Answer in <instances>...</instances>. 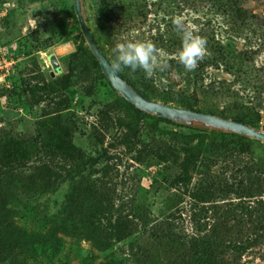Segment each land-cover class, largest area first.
<instances>
[{
	"label": "rangeland",
	"instance_id": "1",
	"mask_svg": "<svg viewBox=\"0 0 264 264\" xmlns=\"http://www.w3.org/2000/svg\"><path fill=\"white\" fill-rule=\"evenodd\" d=\"M80 1L114 67L116 43L152 42L158 34L171 40L179 17L236 68L243 63L240 76L222 65L199 68L208 56L224 59L205 45L194 68L204 85L234 82L235 90L253 94L263 84L264 0L241 1L257 16L241 30L225 24L219 0H146L151 14L133 23V38L107 23L105 8H120L119 0ZM65 46L71 49L57 57L56 72L51 58ZM181 46H156L167 64L156 70L157 92L178 102L154 101L205 111L213 103L188 77L194 69L179 63ZM261 100L251 127L264 131ZM126 102L89 49L74 0H0V264H151L134 256L140 242L133 236L144 233L147 220L212 245L217 233L226 243L258 233L237 264H264V143L160 121ZM118 221L129 224L120 228ZM117 232L132 235L107 243Z\"/></svg>",
	"mask_w": 264,
	"mask_h": 264
},
{
	"label": "trees",
	"instance_id": "2",
	"mask_svg": "<svg viewBox=\"0 0 264 264\" xmlns=\"http://www.w3.org/2000/svg\"><path fill=\"white\" fill-rule=\"evenodd\" d=\"M145 1L146 0H119V4H122L120 8L115 9L111 8V6L110 8L108 6L105 8L107 23L111 29L115 30L117 33L116 35L123 36L126 33L127 36H130L131 38L134 37L133 33L129 31L133 23L138 24L145 21L149 19V15L151 14L148 11L150 5L146 4ZM185 1L186 0H183V2ZM241 1L242 0H219L221 7L224 8H222L223 10H217V13L224 16L225 24L232 25V27H235V29L238 30L250 25L257 17L256 15L251 14L248 10L242 9V7H240ZM163 13L168 15L170 14V11L166 8ZM200 38L204 39L203 34H200ZM152 43L155 47L157 45L165 47L168 44L169 46L175 47L182 45V38L180 32L179 34L177 32L174 33L171 40L168 38L167 41L164 38V35L158 34V37H156ZM205 45L210 46L209 52L213 51V53L224 57V59L220 57L221 60H218L208 56L201 60L199 68H216L222 65L225 67V70L233 76L244 74L241 69L243 63H240L241 66L236 68V65L231 64L226 58L227 54L220 52V50H218L220 48H217L215 44L206 42ZM251 60L252 59H249L248 61ZM240 61L242 62L246 60L245 58H242ZM178 67L179 65L175 68ZM122 70L128 77H126L121 70L117 69L120 76L130 83L143 97L150 100H161V102L164 103L178 102L174 97L166 94H158L157 83L161 81V72L154 71L153 76L146 79L142 71L132 72L126 68ZM188 77L192 78L195 87L199 88V91L203 93V96L213 103L210 108L208 107V109L202 112L242 122L250 126L256 125L253 118H255L260 112L261 99L264 97V81L260 86L259 91L250 94V92L240 93L235 90L233 88L234 82L229 83L220 81L204 85L201 81L202 77L196 69H194L191 74H188ZM255 82H258V80L253 81V83ZM126 103L139 114H144L140 110L135 109L128 102ZM184 103L186 108L194 110L190 103ZM157 119L160 121H166L161 118ZM230 136L233 138H243L236 134H230ZM206 154L209 157H212L211 152L207 153L206 151ZM247 171L248 166L242 170V173H246ZM127 224L129 223L126 221H118V226L120 228H124ZM131 235L132 234H127L125 232L110 234L107 243H110L113 240L116 242L123 241ZM215 237L216 240L213 245L211 244L212 241H205L196 236H192L191 239L193 241H191L188 237H182L175 234L172 229L165 227L163 224H153L147 220L145 222L144 233H137L133 236V238L138 239L140 242L138 244V251L134 256L142 263L147 261L151 264H158L159 262L164 264H237L238 258L243 256L248 249L255 245L258 240V233L251 232L240 241H229L227 243L223 240L221 234L217 233ZM98 241L106 243V239L102 237H99Z\"/></svg>",
	"mask_w": 264,
	"mask_h": 264
},
{
	"label": "water",
	"instance_id": "3",
	"mask_svg": "<svg viewBox=\"0 0 264 264\" xmlns=\"http://www.w3.org/2000/svg\"><path fill=\"white\" fill-rule=\"evenodd\" d=\"M74 9L85 41L92 54L97 59L106 79L110 83L111 87L137 110L146 114H151L166 121L178 122L185 125L199 124L205 128H212L231 132L237 135L247 136L264 143V131L252 128L242 122L226 119L210 113L199 112L189 108L164 104L143 97L130 83L120 76L109 59L97 46L84 19L80 0H74ZM70 49V46H65L55 51V56L51 58V64L56 72H60L61 70L57 62V57H61Z\"/></svg>",
	"mask_w": 264,
	"mask_h": 264
},
{
	"label": "clouds",
	"instance_id": "4",
	"mask_svg": "<svg viewBox=\"0 0 264 264\" xmlns=\"http://www.w3.org/2000/svg\"><path fill=\"white\" fill-rule=\"evenodd\" d=\"M35 23V21H34ZM174 28L182 34V46L178 53L179 63L185 69L192 70L204 55L206 41L185 28L181 18L172 21ZM117 69H129L132 72L142 71L145 78H151L154 71H164L166 62L158 59L159 53L150 41L118 42L112 49Z\"/></svg>",
	"mask_w": 264,
	"mask_h": 264
},
{
	"label": "bare ground",
	"instance_id": "5",
	"mask_svg": "<svg viewBox=\"0 0 264 264\" xmlns=\"http://www.w3.org/2000/svg\"><path fill=\"white\" fill-rule=\"evenodd\" d=\"M66 54V53H65ZM64 55V54H63Z\"/></svg>",
	"mask_w": 264,
	"mask_h": 264
}]
</instances>
